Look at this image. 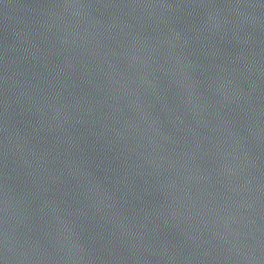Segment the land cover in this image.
Instances as JSON below:
<instances>
[{"label": "water", "instance_id": "1", "mask_svg": "<svg viewBox=\"0 0 264 264\" xmlns=\"http://www.w3.org/2000/svg\"><path fill=\"white\" fill-rule=\"evenodd\" d=\"M0 264H264V0H0Z\"/></svg>", "mask_w": 264, "mask_h": 264}]
</instances>
